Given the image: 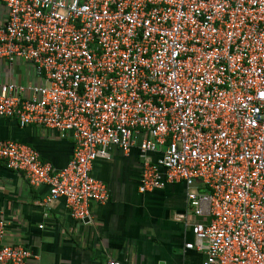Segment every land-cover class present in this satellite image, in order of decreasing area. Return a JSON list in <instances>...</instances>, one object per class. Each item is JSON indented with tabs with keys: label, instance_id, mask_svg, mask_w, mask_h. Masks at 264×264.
<instances>
[{
	"label": "built area",
	"instance_id": "built-area-1",
	"mask_svg": "<svg viewBox=\"0 0 264 264\" xmlns=\"http://www.w3.org/2000/svg\"><path fill=\"white\" fill-rule=\"evenodd\" d=\"M0 2V60L45 77L29 90L0 83V117L75 140L61 170L11 140L0 162L85 221L109 200L95 162L138 147L139 191L184 182L205 218L186 249L203 264H264V0ZM7 227L0 219V264H27L32 252L5 244Z\"/></svg>",
	"mask_w": 264,
	"mask_h": 264
},
{
	"label": "crops",
	"instance_id": "crops-1",
	"mask_svg": "<svg viewBox=\"0 0 264 264\" xmlns=\"http://www.w3.org/2000/svg\"><path fill=\"white\" fill-rule=\"evenodd\" d=\"M0 2V24L7 20ZM0 83H16L29 90L43 85L45 77L25 61L0 60ZM26 95H29L27 91ZM11 140L36 149L41 160L55 170L73 158L72 134L40 126L21 127L15 118L0 117V141ZM109 158L98 159L94 176L109 189V200L91 206L85 221L71 217L66 200L44 203L49 186H32L24 173L0 162V219L7 222L5 244L32 252L27 264H203L205 253L186 249L194 242L192 226L204 221L194 214L184 182L165 185L147 193L139 191L143 157L138 147L124 154L110 148ZM160 153L151 155L157 160ZM197 190L205 192L200 183Z\"/></svg>",
	"mask_w": 264,
	"mask_h": 264
}]
</instances>
